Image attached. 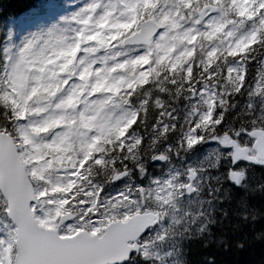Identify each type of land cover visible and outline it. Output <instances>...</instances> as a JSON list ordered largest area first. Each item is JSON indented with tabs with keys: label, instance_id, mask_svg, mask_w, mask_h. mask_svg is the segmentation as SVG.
<instances>
[{
	"label": "snow or ice",
	"instance_id": "1",
	"mask_svg": "<svg viewBox=\"0 0 264 264\" xmlns=\"http://www.w3.org/2000/svg\"><path fill=\"white\" fill-rule=\"evenodd\" d=\"M180 6L190 7L189 0H179L177 7ZM117 7L127 10L121 15L131 13L130 23H117V26L130 29L135 25L134 30L112 35L110 39L104 40H98L92 34L89 42H94L97 47L91 51L111 48L114 41H120L125 45H145L149 49L154 47L158 53L167 54L181 40L195 46L200 38L199 35L188 32L174 33L172 30L177 28V23L172 15L168 12L156 15L153 11L159 7L156 0H151L150 3L148 0H118L99 20L112 16L113 9ZM250 7L246 0H206L202 18L196 21L197 24L206 22L208 31L203 35L209 41L220 34L226 37L222 51L235 62L240 61L238 53L245 52L246 44L264 50V0H254L251 11ZM98 8L99 5L93 3L82 9L81 14ZM137 10L145 17L142 23L136 19ZM236 18L250 29L247 34L237 37L226 26ZM52 35L50 32L49 37ZM36 42L38 40L26 42L18 59L12 64L11 71H6L8 87L0 93V105L3 106L0 108V116L4 117L0 121V224H3L0 227V264H132L137 256L147 257L152 244L162 241L164 236L158 234L154 240L148 235L157 221V214L149 208L141 207V200L145 199L144 187H137L132 182L127 186V194L121 191L117 197L112 198V204H116L118 200L129 204V207L121 208L119 214L101 211L106 205L108 208L112 207L107 201H97L93 208L91 203L77 195L81 190L84 197L89 195V188H85V184L92 180L91 173L94 170L104 169L109 164L118 168L126 163L110 159L105 145L115 147L114 139L119 141L128 129L120 120L113 122L100 116L105 104L111 103V100L99 105L96 116L89 117L86 112H80L77 118L65 110H70L80 100L68 96L57 105V97L62 95L57 92L50 97L51 103H55L51 114L44 115L49 111V105L34 110L32 102L35 100L39 103L40 96L49 93L52 86V81L46 77L33 78L29 75L28 69L31 66L27 53L34 48ZM192 54L191 50L186 53L189 57ZM76 55L78 58L79 53ZM217 55L216 49L210 50L209 62ZM103 62L102 59L101 63ZM148 62V56H143L134 60L133 64ZM120 67L126 65L121 64ZM46 71L54 73L55 69ZM204 71L211 79L213 68L207 65ZM188 75H193L191 69L188 70ZM60 79L63 80V77ZM243 79L247 80V69ZM257 79L255 89L259 92L264 90V73ZM52 80H55L54 76ZM69 83L70 81L64 82L65 89ZM129 87L133 85L130 84ZM242 91V88L238 89V92ZM135 123L133 115L128 127ZM53 130L57 133L54 139L46 142L39 140V137L46 136ZM195 130L194 128L192 131ZM251 134L255 136V132ZM188 143L191 147L198 141L190 138ZM124 150L125 146L121 143L120 151ZM51 172L60 174L54 184L50 181ZM124 179L128 180V177L118 176L115 182ZM232 179L239 183L241 177L233 176ZM38 183L51 187L38 188ZM96 187L103 196L104 189L99 185ZM133 188L136 193H143L144 196L136 199L132 195ZM156 191L163 192V189L157 187ZM56 195L62 199H52ZM170 202L171 197L163 199L166 205ZM76 203L84 209L79 217L80 223L55 228L52 222L55 217L62 215L61 209ZM54 206L55 213L52 211ZM173 222L178 223L175 218Z\"/></svg>",
	"mask_w": 264,
	"mask_h": 264
},
{
	"label": "clouds",
	"instance_id": "2",
	"mask_svg": "<svg viewBox=\"0 0 264 264\" xmlns=\"http://www.w3.org/2000/svg\"><path fill=\"white\" fill-rule=\"evenodd\" d=\"M75 19L83 24V28H80L78 32L77 29L72 30L76 33L74 39L45 38L42 44L38 47L34 46L27 53L28 63L31 66L28 70L33 73L32 77H46L52 81L49 93L42 94L40 99L49 97L47 100L51 106L50 97L55 96L57 92L62 93L57 97V105L68 96L77 97L80 103L70 110H65L77 118L80 112H86L89 117L96 116L99 105L111 100V103L105 104L100 116L103 119H111L113 122L120 120L128 129L119 141L114 139L115 147L105 145L110 159L126 161V163L118 168H113L109 164L104 169L94 170L91 173L92 180L85 184V188H89V195L84 197L81 190L77 193L78 196L91 203L93 208L97 201H107L108 204H112L113 197H117L121 191L125 194L128 191L123 185L117 186L115 179L118 176H127L128 180L134 175L144 177L149 166L156 161L162 162L167 167L179 161L184 166L182 174L187 176L185 182L194 181L195 189L193 190L198 189L201 193L209 189L223 196L221 187L230 193L231 189L227 187V184L230 182L228 177L233 171L240 172L243 180L247 179L246 170L236 167L239 160L234 155L235 149L232 145L240 142L242 133L247 132L251 135L257 127L264 128V112L257 115L252 111H236V105L240 103L236 97L243 98L244 93L238 92L236 84L230 77L218 75L216 79L209 82L204 79V73L199 70L189 77L183 64L178 66V71H174L166 63L167 57L158 53L154 47L149 49L145 45H125L120 41H114L113 47L103 49V55L100 56L92 54L99 53L101 50L91 51L93 47H89L88 53L78 61L76 53L80 52L82 45L90 44L89 37L92 34L88 33V27L92 17L89 16L83 20L80 17ZM108 24L109 17L106 16L98 20L93 27L92 31L98 40L111 38L112 35L107 34L110 31ZM112 27L116 29L115 35L121 34V28L117 24L113 23ZM133 48L136 50L133 51ZM143 56H148V64H133L134 60ZM102 59L103 63H101ZM97 63L100 64L99 68L95 67ZM200 63L203 64L204 61L201 60ZM121 64L126 67L121 68ZM226 67H235V65L217 64L213 67V71L220 73ZM113 68L116 70L112 71ZM50 69H55V72L46 71ZM60 77H63V80ZM65 81L71 82L67 89L64 86ZM130 84L133 87H129ZM197 84L202 85L207 91L196 95L193 90L196 89ZM7 87L6 79L0 80V93ZM217 88L222 91L217 92L215 96L210 95ZM229 95L232 96L234 103L228 100ZM248 95L260 96L264 100V90L258 92L253 88ZM8 111H11L10 105ZM234 112L235 115H233ZM133 115H135L136 123L128 127ZM245 117L247 119H244ZM237 120H240L239 126L236 125ZM194 128L196 130L192 131ZM56 135L57 133L53 130L46 136L39 137V140L49 141ZM196 137H200L197 140L200 146L208 145L210 141H214V144L199 158L189 160V157L194 156L197 144L189 147L188 141ZM225 137L228 139L225 140ZM121 143L125 146L123 152L120 151ZM216 176L224 180V184L220 187H215L211 179ZM177 183L179 184V181ZM97 185L104 189L103 196L100 195ZM41 187H51V185H41ZM163 191H166V188ZM159 193L155 189L153 201L142 203L141 207L147 209L156 203L155 197L159 196ZM132 195L136 199L144 196L143 193L136 192ZM180 196L179 188L168 193L163 199L168 200L171 197V202L168 208L165 207V203L160 204L161 212L167 215L170 209L180 202ZM52 199L59 201L62 197L56 195ZM126 207H129L128 203L118 200L116 204H112L111 208L106 205L101 211L119 214L120 209ZM52 211L55 213V206ZM61 211L62 215L53 219L55 228L78 225L79 217L84 209L76 203L62 208ZM135 262L136 258L133 259L132 264Z\"/></svg>",
	"mask_w": 264,
	"mask_h": 264
},
{
	"label": "trees",
	"instance_id": "3",
	"mask_svg": "<svg viewBox=\"0 0 264 264\" xmlns=\"http://www.w3.org/2000/svg\"><path fill=\"white\" fill-rule=\"evenodd\" d=\"M61 0H0V31L3 32L8 20L13 23L20 21L24 17L34 16L40 12L49 10L54 4ZM176 0H156L158 6L170 4ZM206 0H192V5L198 7L205 5ZM138 18H145L143 13L138 10ZM4 26V28H2ZM258 43V42H257ZM206 48V45H204ZM205 48L197 46L192 56H185L180 64L184 67L191 63V71L194 74L197 70L204 73V79L211 82L217 76L225 77L226 68H223L217 76H209L204 71V66L200 63L204 61L206 55ZM4 35H0V80L6 79L7 63L4 60ZM264 50L261 47L253 48L251 44L245 45V52L238 53L239 62L233 61L224 52L211 64L210 68L217 64L240 63L245 72L247 69V80L244 75L236 78L237 89L242 88L244 97H236L240 101L236 105V111H252L245 108L250 100L254 110L264 112V100L259 96H249L248 88L252 79H256L259 68L260 56ZM250 57V58H249ZM174 71H178L177 69ZM214 72V71H212ZM216 73V72H215ZM189 76V75H188ZM192 76V75H191ZM189 76V77H191ZM194 82V81H193ZM147 83V82H146ZM202 85L197 84V91ZM233 101L231 95L228 100ZM3 108V106H0ZM255 113V111H252ZM235 115V112L233 113ZM258 115V114H257ZM4 119L0 116V121ZM244 119H247L245 117ZM240 125V120L236 121ZM248 127V125H245ZM200 149L202 147L200 146ZM198 147L194 156L199 158L201 150ZM198 151V153H197ZM215 187L224 184L222 177L211 178ZM231 192L224 191L221 187L223 196L214 190L205 189L200 193V202L205 204L202 210L196 215L184 220L177 226V232L171 230L169 240L170 248L173 252L167 259L170 264H264V168H256L247 176L245 185L237 187L227 184ZM196 206V208H198Z\"/></svg>",
	"mask_w": 264,
	"mask_h": 264
},
{
	"label": "rangeland",
	"instance_id": "4",
	"mask_svg": "<svg viewBox=\"0 0 264 264\" xmlns=\"http://www.w3.org/2000/svg\"><path fill=\"white\" fill-rule=\"evenodd\" d=\"M67 5L71 6L70 9H65L64 13L59 16V17H53L47 21L41 22L33 27H31L28 30H25L23 32V36L22 38H20L19 42L16 45V50H15V54L11 57V65H10V71L12 68V64L18 59L19 54L21 52V50L24 48L26 42L28 41H37L35 43V47H38L40 44L43 43V39L45 38H58V37H68L69 39H74L76 36V33H73V29H77V32L80 30V28H83V24L82 23H78V21L75 19L76 17H80L81 20L86 19L87 17H92V19L89 21V27H88V33L89 34H94L92 29L93 27L96 25L97 21L99 20V17L104 15L106 13V11L109 9V7L111 5L117 4L118 0H66ZM96 3L99 5V8L96 11L93 12H84L83 14H81L82 9L87 8L89 5ZM246 4H250L251 7H254V0H246ZM251 7H250V11H251ZM122 12H127L126 9H123L122 7H117L113 9V15L109 17V24H108V28L110 29V31L107 33L108 35H115L116 34V29L112 27L113 23L117 24V23H123V22H131L129 19V16L131 15V13H128L127 15H121ZM164 12H168L170 13V11L167 10V8L164 9H160L158 10L155 14L156 15H160L161 13ZM171 14V13H170ZM202 17H198L195 18V21H197V19H201ZM210 18V17H209ZM174 20V19H173ZM177 23V28L175 30H172L174 33H184V32H188L190 34H202L203 37H205L203 34L206 33L208 31L206 22H202L200 24L193 25V26H178V22L176 20H174ZM232 26L229 28V30L234 31L237 35V37L243 36L246 33H242L241 32V28L244 25L242 23V21L240 22H232ZM245 28V27H244ZM122 30V28L120 29ZM250 31V30H249ZM52 32L53 35L51 37H49V33ZM240 32V33H239ZM207 39V38H206ZM226 37L224 38L225 41ZM223 41V42H224ZM184 42L183 40H181L179 43L183 44V47L181 49H178L179 43L177 44V46L175 48H173L170 52H168L167 54H165L164 52H161L162 56H167V58H174V59H179L182 55L186 54L190 49H188L187 47L184 46ZM224 44V43H223ZM89 47H97V45L93 42L90 43L89 45H82V49L79 52V56L77 58V60L79 61L80 58L84 57L87 53H88V48ZM214 49V48H213ZM136 50L135 48H133V51ZM92 55L95 56H100L103 55V50H101V52L99 53H93ZM96 68L100 67V64L97 63L95 65ZM32 72L29 71V75L32 76ZM61 78V77H60ZM71 83V82H70ZM40 99V98H39ZM95 99V97L93 98ZM46 105H49V102L47 99L41 100L40 102L37 103L35 100L32 102L31 107L35 110L41 107H44ZM55 107V103L53 102L51 104V106L49 107V111L47 113H45L44 115L47 116L49 114H51L52 109H54ZM40 118L38 117L37 120H39ZM93 134H95L94 130ZM46 142V141H45ZM56 179L52 180V183L55 181ZM167 185V182L164 180L158 182V187L164 189ZM172 187H175L174 182H172ZM164 193V191L162 192ZM167 196V195H165ZM165 196H157V206H159L160 204L163 203V198ZM168 206V205H165Z\"/></svg>",
	"mask_w": 264,
	"mask_h": 264
},
{
	"label": "water",
	"instance_id": "5",
	"mask_svg": "<svg viewBox=\"0 0 264 264\" xmlns=\"http://www.w3.org/2000/svg\"><path fill=\"white\" fill-rule=\"evenodd\" d=\"M255 137L257 138V142L254 145L255 150L258 153V158L263 159L264 160V132L263 131H258L255 132ZM246 152L247 149H243V150H239V152H235V156L238 160H247V161H251V162H256L255 160H248L246 158ZM234 175L231 174V177H233ZM193 181H190V186L188 187L189 189V193H192L193 190L191 189V185H192ZM191 189V190H190Z\"/></svg>",
	"mask_w": 264,
	"mask_h": 264
},
{
	"label": "flooded vegetation",
	"instance_id": "6",
	"mask_svg": "<svg viewBox=\"0 0 264 264\" xmlns=\"http://www.w3.org/2000/svg\"><path fill=\"white\" fill-rule=\"evenodd\" d=\"M155 162H153L149 168L147 169V174L144 177H140L139 175H134L131 181H127L128 183L134 182L136 184V180L138 179L139 182L143 181V185H149L152 188V196L154 197L155 189H156V173H155Z\"/></svg>",
	"mask_w": 264,
	"mask_h": 264
}]
</instances>
